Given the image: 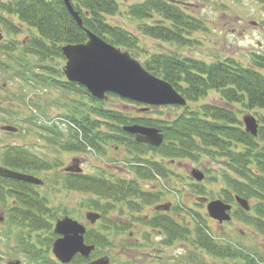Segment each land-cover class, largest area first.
<instances>
[{
    "label": "trees",
    "instance_id": "1",
    "mask_svg": "<svg viewBox=\"0 0 264 264\" xmlns=\"http://www.w3.org/2000/svg\"><path fill=\"white\" fill-rule=\"evenodd\" d=\"M180 2L142 0L124 5L120 0H71L82 17L81 26L64 0H0L2 31L18 36L23 32L21 26L32 29L22 41L10 39L4 46L10 58L0 62V69L21 84L20 93L0 99V122L16 126L17 132L7 133L22 138L20 143L2 147L0 165L36 176L55 170L64 188L85 193L87 197L82 205L101 214L98 223L101 222L102 227L93 225L85 235L86 242L96 246L91 256L85 258L78 254L71 262L62 263L52 253L58 236L53 227L60 214L68 212L67 207L60 210L49 195L39 190L55 177L42 179L44 185L39 186L0 176V207L6 208L11 203L6 220L9 226L15 227L17 248L29 264H86L96 257L98 250L113 244L112 232L127 230L141 221L147 229L157 231L165 247L191 240L197 251L182 254L178 264H264L262 250L248 248L241 242L215 241L207 230L206 218L199 212H188L194 218L192 223H186L170 214L173 205L169 211L156 209L162 204L164 193L156 184L146 185L157 178L168 180L178 175L168 166V161H200L204 155L220 161L224 165L223 185L215 190L197 182L192 186L193 193L198 195L196 197H217L235 204L234 216L264 238V125H259L256 136L251 134L234 108L240 105L247 109H264V73L259 70L264 62L257 60L255 65L244 66L233 57L208 62L175 51H147L146 56L140 58L139 51L143 49L140 37L113 20L114 16L126 12L139 21L137 28L145 36L189 45L193 42L190 35L207 27L190 12L186 3ZM122 8L125 9L122 11ZM86 29L128 50L149 72L171 83L186 99V105H166L163 107L170 111L157 113L152 109L159 106L142 105L112 92L105 99H99L84 85L69 81L64 66L56 60H66L63 46L88 40ZM27 90L48 92L53 96L49 106L57 113L49 114L48 101L34 99L30 103L25 98ZM211 92L219 94L222 104H200ZM11 96L28 109L26 115L9 107ZM112 98L137 109L128 110L110 103ZM140 106L142 110L138 112ZM134 124L159 128L164 135L163 143L154 147L136 141L134 135L124 129ZM31 146H43L47 151L39 154ZM120 146L127 150L126 161L133 177L115 175L107 166L101 167L98 173L64 171L67 166L64 154H75L80 159L88 154L105 157L111 148ZM206 178L208 182L218 179L205 175ZM237 195L250 201V210L237 204ZM146 206L154 207V212L144 215ZM173 209L177 213L184 210L180 206ZM6 232L9 235L10 231ZM150 232L145 234L144 243H139V238L127 243L148 247L154 242ZM127 243H122V247H128ZM198 250L213 261L207 262ZM156 257L161 259L158 264H176L173 258Z\"/></svg>",
    "mask_w": 264,
    "mask_h": 264
},
{
    "label": "rangeland",
    "instance_id": "2",
    "mask_svg": "<svg viewBox=\"0 0 264 264\" xmlns=\"http://www.w3.org/2000/svg\"><path fill=\"white\" fill-rule=\"evenodd\" d=\"M138 1L142 0H120V2H124V5ZM181 1L184 4L186 3L190 12L194 13V15L203 21L207 27L206 29L204 28L193 32L190 35L193 37V42L189 45L171 44L147 35L145 36L137 28V23L139 21L129 16L126 12L114 16L113 20H116L118 24L140 37L141 45L143 47V49L139 51L141 54L140 58H144L147 51H175L184 56L208 62L228 57L235 58L240 63H243L244 66L255 65L257 64L255 63L257 60L264 62V0ZM124 9L125 8H122V11ZM14 21L21 25L16 18H14ZM1 26L2 25L0 24V32ZM21 27L23 28V32L18 34V36L15 34H8L3 30L2 38L0 39V62H6L8 61L7 58H10L9 54L6 52L8 50L4 46L9 44L11 38L22 41L32 33V29H29L27 26ZM56 62L62 66H65L66 64V60H60V62L56 60ZM1 70L2 69H0V99H6L9 94L18 92L21 84L20 81L13 78L11 74L4 73L3 70ZM259 70L264 73L263 66H261ZM24 92L26 94L25 98H27L30 103L31 101H34V99L40 102L48 101L46 106L49 114L57 113V110L49 106L50 99H52L53 96H50L48 92H35L32 90ZM11 97L12 101L9 102V107L26 115L28 109H25L22 103L17 102L15 96ZM221 101L222 99H220L218 93L211 92L206 99L200 102V104L204 102H216L222 104ZM4 102V104L8 103L6 101ZM110 103L117 106H123L128 110L137 109V107H133L129 105V103H123V101L118 98H112ZM163 106L166 105L153 107L152 110H155L157 113L159 111H170L168 107ZM234 108L237 110V114L241 119L244 115L250 113L257 117L260 125H264V115H259L262 113L264 114V109H247L240 105H236ZM150 109L151 108L148 110ZM140 110H142L141 106L138 109V112H140ZM175 112L177 113L178 111H174V113ZM1 125L2 123L0 122V150L7 144L21 142L22 138L8 134L7 132L9 131H4L1 128ZM31 148L39 154L47 151V148L43 146H31ZM149 155L153 154L150 153ZM127 157L128 154L126 148L120 146L118 148H111L109 155L105 157L88 154V157L85 159H80L78 157V160L77 157H75V154H64V161L66 165H69L73 162V159H75V162L78 160L84 172L87 173H98L101 167L105 168L107 166L109 169L113 170L111 172L115 173V175L133 177V174L130 172V166L126 161ZM168 164V166L178 173V175H172L168 180L157 178L154 181L147 182L146 185L150 186L152 183L156 184L155 187L163 191L164 195L160 203L171 202L173 207L180 206L184 209L182 212L177 213L172 207L170 214L179 218L182 222L192 223L194 217L188 212L195 210L206 218L205 223L208 225L207 230L214 237L215 241L220 243L241 242L242 245L248 248L264 251V238L262 235L256 233L252 226L235 216L230 221L224 223L218 222L208 215L206 203L198 202L196 198L198 195L193 193L192 186L197 182L204 183L208 188H214L215 190H218L223 185L221 182V173L224 169L222 162L204 155L200 161L183 159L181 161H168ZM115 167L118 168L116 169ZM195 168L201 170L208 177H218L217 182L211 181V179L210 182H208L207 178L203 181L195 180L192 177V170ZM56 174L57 172L52 170L51 172H43L39 175V177L46 181L47 177H55V180L52 183L47 181L45 186L39 187V190L42 194L49 195L53 204L60 206V210L67 207L68 212L64 215L60 214L61 216L54 221V225L59 218L70 216L71 218L86 224L88 228L93 225L96 228H101V222H96L92 225L87 221L86 214L91 210L84 207L81 203L87 195L85 193L64 188L60 180L61 177ZM9 204L6 208L0 207V264H10V262L18 260H21V264H29L25 256L21 254L17 248L15 238L17 231L15 227L9 226V221L6 220ZM236 208V205H234L232 215L236 213ZM154 210V207L146 206L144 209V215H150ZM110 215L112 216L113 214ZM94 226L92 228H94ZM147 227L148 226L141 221L135 225L132 224V227H129L127 230L120 229L119 232L118 230H116V233L112 232L110 237L113 240V244L98 250L95 258L108 255L112 264H158L160 258L156 256L159 255L161 257L173 258L175 259L176 264H178L180 263L179 260L182 254L196 250L190 239L187 241H177L173 245L165 247L161 244V237L157 231H152L147 229ZM6 231H10L9 235ZM149 231H151L150 238L154 239V242H151L148 247L147 244L146 246L141 244L139 247H134L127 243L128 241H134L135 238H139L138 240L140 242H137L144 243V236L146 233H149ZM125 241L128 244V247H122V243L126 244ZM198 251L203 254V257L207 262L213 261V258L204 253V251Z\"/></svg>",
    "mask_w": 264,
    "mask_h": 264
},
{
    "label": "water",
    "instance_id": "3",
    "mask_svg": "<svg viewBox=\"0 0 264 264\" xmlns=\"http://www.w3.org/2000/svg\"><path fill=\"white\" fill-rule=\"evenodd\" d=\"M174 1V0H172ZM69 11L77 22L83 26V20L79 12L74 9L71 0H64ZM88 40L80 44H67L63 46V54L66 58L64 73L69 81L84 85L90 93L105 99L109 92L121 97L135 100L149 105L178 104L185 105L186 99L173 87L171 83L149 72L142 63L132 57L128 50L107 42L94 32L86 29ZM2 34L0 33V39ZM246 131L253 135L258 134V122L255 116L247 114L243 117ZM5 131L16 132L18 128L13 125H2ZM124 129L135 136L136 141L160 146L164 141V135L159 128L141 125H127ZM65 171L81 172L79 162L71 164ZM0 176L23 180L37 185L43 184V180L33 174L24 173L0 165ZM192 176L201 181L205 174L199 169L192 170ZM205 202L206 197L198 198ZM236 201L246 210L250 209L248 199L239 195ZM158 209H169L170 204L157 206ZM232 204L221 199L211 200L207 204L208 214L219 222L231 219ZM100 213L90 211L86 217L91 223L100 218ZM55 233L59 237L53 243V254L62 263H69L80 254L88 258L95 250V245L85 242L86 225L71 217L57 220ZM20 264V261L10 262ZM87 264H110V258L103 256L88 262Z\"/></svg>",
    "mask_w": 264,
    "mask_h": 264
}]
</instances>
